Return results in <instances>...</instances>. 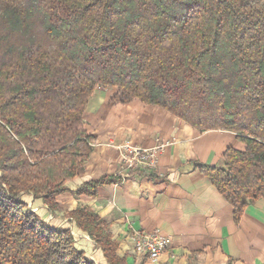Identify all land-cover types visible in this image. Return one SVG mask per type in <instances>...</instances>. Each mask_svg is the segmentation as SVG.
<instances>
[{
  "label": "trees",
  "instance_id": "trees-1",
  "mask_svg": "<svg viewBox=\"0 0 264 264\" xmlns=\"http://www.w3.org/2000/svg\"><path fill=\"white\" fill-rule=\"evenodd\" d=\"M114 105L159 107L203 133L234 134L219 166L194 164L237 225L264 200V0H0V264H96L54 213L88 162L83 127L96 89ZM149 169L82 184L76 197ZM116 257L110 224L85 207L66 214ZM264 264V262H263Z\"/></svg>",
  "mask_w": 264,
  "mask_h": 264
},
{
  "label": "crops",
  "instance_id": "crops-1",
  "mask_svg": "<svg viewBox=\"0 0 264 264\" xmlns=\"http://www.w3.org/2000/svg\"><path fill=\"white\" fill-rule=\"evenodd\" d=\"M114 89H96L84 115L83 127L92 152L67 190L56 197L50 212L40 201L25 197L29 206L53 228L72 231L77 246L96 264H108L66 214L89 208L110 224L116 257L121 264H263L264 200L251 203L236 225L230 205L194 167L219 166L227 149L243 150L234 134L199 132L165 110L139 101L114 105ZM143 149L162 147L156 168L133 174L120 183L99 188L95 198L76 197L89 181L120 173L124 143ZM157 230L171 247L155 262L132 252L136 233Z\"/></svg>",
  "mask_w": 264,
  "mask_h": 264
},
{
  "label": "built area",
  "instance_id": "built-area-1",
  "mask_svg": "<svg viewBox=\"0 0 264 264\" xmlns=\"http://www.w3.org/2000/svg\"><path fill=\"white\" fill-rule=\"evenodd\" d=\"M162 147L143 149L130 143H124L121 152V171H135L137 169L154 170L157 165V157ZM172 241L168 236L157 230L146 233H136L132 238V252L135 256L145 258L155 263L170 247Z\"/></svg>",
  "mask_w": 264,
  "mask_h": 264
}]
</instances>
